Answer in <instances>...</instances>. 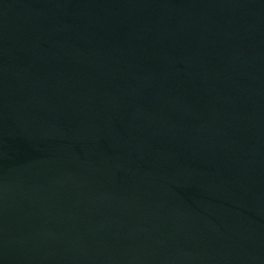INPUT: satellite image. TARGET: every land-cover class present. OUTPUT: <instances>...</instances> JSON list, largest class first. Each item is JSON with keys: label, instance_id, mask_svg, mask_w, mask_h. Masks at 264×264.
Wrapping results in <instances>:
<instances>
[{"label": "water", "instance_id": "obj_1", "mask_svg": "<svg viewBox=\"0 0 264 264\" xmlns=\"http://www.w3.org/2000/svg\"><path fill=\"white\" fill-rule=\"evenodd\" d=\"M0 264H264V0H0Z\"/></svg>", "mask_w": 264, "mask_h": 264}]
</instances>
